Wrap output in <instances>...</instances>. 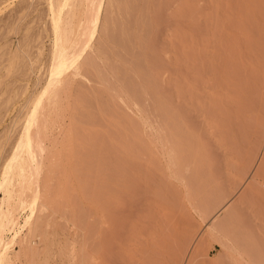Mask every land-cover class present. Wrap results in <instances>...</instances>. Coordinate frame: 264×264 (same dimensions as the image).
Returning <instances> with one entry per match:
<instances>
[{"label": "bare ground", "instance_id": "obj_1", "mask_svg": "<svg viewBox=\"0 0 264 264\" xmlns=\"http://www.w3.org/2000/svg\"><path fill=\"white\" fill-rule=\"evenodd\" d=\"M14 2L0 0V10ZM44 2L51 35L47 55L40 44L42 30L33 38L30 28L23 39L24 45L35 43L34 61L26 52L28 64L22 62V46L0 53V73L33 79V90L26 81L0 100L7 112L23 98L3 132L7 140L18 129L0 158V264L57 263V254L52 260L54 252L46 253L56 243L47 248L49 230L44 231L51 222L46 210H53L47 195L52 190L47 192L44 180L41 189L37 180L51 176L40 177L45 157L59 152V140L77 141L78 133L84 134L79 149L66 152L85 155L89 176L80 181L98 184L87 187L89 213L82 210L89 215V222L83 216L89 231L86 222L85 230L81 225L83 213L82 223L75 218L81 211L77 198L74 208L68 204L69 221L87 230L60 244L68 264H121L124 259L127 264H193L215 232L222 249L234 246V254L260 264L255 252L264 245V0ZM56 181L54 187L63 186ZM128 183H137V204L126 205L137 219L127 212L124 226L117 223L127 208L118 204L132 193L126 192ZM56 187L53 195L60 191ZM191 210L200 214L205 231L195 225ZM115 226L123 244L115 242L121 238ZM121 244L127 247L121 248L123 260L114 253Z\"/></svg>", "mask_w": 264, "mask_h": 264}, {"label": "rangeland", "instance_id": "obj_2", "mask_svg": "<svg viewBox=\"0 0 264 264\" xmlns=\"http://www.w3.org/2000/svg\"><path fill=\"white\" fill-rule=\"evenodd\" d=\"M12 1H15L14 3H12V5L10 6V7H8L7 9H3V10H0V53H2L4 50H14V49H16L18 46H22V48H21V51H22V54H23V56H21V58H22V62L23 63H27L28 64V61L29 60H27V57H26V52H28V54L27 55H30V60L31 61H34V57H35V54H36V46H35V43H32V42H30V43H28L27 45H24L25 43H26V41L23 39V37H24V35L26 34V30L27 29H29L30 28V31H29V35H30V37H36V35L39 33V32H41L40 30H42V34H41V42H40V44H43L44 45V47H45V52H44V54L45 55H47V53H48V47H49V44H50V31H49V27H48V17H47V11H46V4H45V2H44V0H33V3H32V5H31V7L28 5L29 4V2L28 1H20V0H9V3L10 2H12ZM20 1V2H19ZM1 7V6H0ZM47 30V31H46ZM49 31V32H48ZM24 45V46H23ZM7 47V48H6ZM8 47L10 48V49H8ZM5 48V49H4ZM4 49V50H3ZM4 53V52H3ZM44 59L45 58H43V61H44ZM7 63L5 62V65H6ZM20 66H22V65H20ZM26 67H22V71L25 69ZM21 69V68H20ZM2 73H0V84H1V86H0V100H2V101H4L5 99L4 98H8L9 96H11V94H12V91H13V89L15 88V89H18L19 88V86L21 85V84H24L26 81H27V83H28V87H30L31 88V90H33L32 88H33V83H32V81H33V79H32V77L31 78H29V79H27V80H25L24 78H23V76H21V75H19V74H16L14 71H11V72H13V73H9L8 74V76H7V74H6V71L5 70H2L1 71ZM6 74V75H5ZM10 75V76H9ZM4 76V77H3ZM7 76V77H6ZM13 83V85H11ZM7 86V87H6ZM7 88V89H6ZM8 90V91H7ZM4 91H5V93H4ZM2 93H4V94H2ZM20 93V92H19ZM3 96H2V95ZM21 96H23L22 94H21ZM4 97V98H3ZM22 101H23V98H19L18 99V101H16L8 110H7V112L5 111V109H3V107H2V105H1V107H0V142H1V145L0 146H2V145H4V146H2V150L0 151V158L1 157H3V156H6L7 155V153H8V151H9V147H8V145H10L11 144V142L13 141V138H14V136H15V134H16V131L18 130V129H16V131L15 130H12V132L14 133V134H12V132H11V134H10V138L9 139H7L6 140V133H3L4 132V128L6 129V127L7 126H9V124H10V121H11V119H12V117L15 115V113H16V111H17V109H18V107L20 106V104L22 103ZM14 129V128H13ZM7 135H9V132L7 133ZM78 135V138L80 137V139H81V137H83L84 136V134H77ZM80 135H82V136H80ZM264 135V134H263ZM74 138V137H73ZM77 138V137H76ZM76 139L77 141H75V139H71V137L69 138V137H65L64 139H60L59 141H61V143L59 144V142H58V144H59V152L58 153H56V154H54L55 155V157H53V159L51 158L53 155H51V157H49V156H47V157H49L48 159H51V160H48L47 159V157H45L46 159H45V162L46 163H44V164H46L45 165V167H44V171L42 172V175H40V177L42 176L43 178L45 177V176H50L48 179L50 180L51 178H55L54 180L53 179H51L50 181H52V182H47V180L48 179H46V178H44V179H38L37 180V183H39V185H40V188L43 186V188L45 187V185H49V183H50V185H51V183H52V185L53 186H51L50 187V185L48 186L47 185V187H45L46 189H48V188H50V190H52L51 191V193H52V195H53V191H55V187L58 185V184H56V186L54 187V185H55V183H54V181H56V179L57 178H59V180H58V182L56 181V183H59L60 185L61 184H63V186L62 187H64V188H62V187H60V186H57L58 188H60V191H59V189L57 188L56 190L57 191H59L58 192V194L60 195H58L57 194V192L52 196L51 195V193H48L47 195L50 197V199H49V197H47V199H49V200H51V203H50V201H48L46 198V200H45V203L46 204H48V202L50 203V205H48V206H50V208H51V210L53 211V212H55L56 211V213H54V215H56L55 217L53 216V214H51L52 213V211L49 213V211H50V209H48V210H46V212H47V214L49 215H51V220L49 219V221H51V222H49V224H48V226L51 224L52 225V221L54 220L55 222V224L53 223V227H55L54 229H52L53 227H51V225H50V228L47 226L46 228H48V229H44V231H45V233L47 232L46 230H49V235H48V232L45 234L46 236H45V238L49 241V242H45V244L47 243H51V242H53L54 244L56 243V245H54L53 247H54V250L56 251L57 249H59L58 250V252H60V254H58V252L56 251H54L53 249H51V250H48V249H46L47 251H46V253L47 252H49V257H51L52 256V254L51 253H53L54 252V254H53V257H51V259L53 260L55 257V261L59 264L60 263V260L66 255V252H62L61 253V251H60V246L61 247H63V246H65L66 245V243H67V238L68 239H75V236L77 237L78 236V234H81V233H83V234H85V235H87L86 233V231L88 230L89 231V223H87V221L89 222V218H88V213H89V205L88 204H90V202H89V199H88V197H90V192H89V190L92 188V186L94 187L95 185H97L98 183H92L91 184V187H89V186H86L85 184L87 183L88 184V181H89V179H86V183H85V179H84V181L83 180H81V181H83V183L80 181V178H82L83 176H85L86 178H88V176H89V164H86V163H84L85 161H86V159H87V157L85 156V155H83V154H74L75 155V157L74 156H71V155H68V154H72L73 155V153H74V151H75V147H76V149L78 148L77 146L79 145V142H80V139ZM73 140V143L71 142ZM78 140H79V142H78ZM83 140V139H82ZM63 141V142H62ZM68 141V142H67ZM70 142V143H69ZM3 143V144H2ZM64 143H65V145H64ZM67 143V144H66ZM65 146H63V145ZM73 144H75V145H73ZM62 145V146H61ZM62 147H64V148H62ZM70 148L72 149L71 151H70ZM79 149V148H78ZM71 152V153H68L67 154V152ZM76 152V151H75ZM60 155V156H59ZM65 155H66V157H65ZM77 155V156H76ZM80 155H81V158H82V155H83V158H84V160L82 159V161L81 162H83L82 164H81V162H80V160L79 159H81L80 158ZM58 156V157H57ZM68 156V157H67ZM86 158H85V157ZM58 159H57V158ZM63 157H65V158H63ZM70 157V158H69ZM72 157V158H71ZM77 157H79V158H77ZM66 158H69V160L70 161H68ZM76 159V161H78L79 160V162L77 163V162H75V159ZM56 161H55V160ZM61 159H63V160H61ZM53 160H54V162H53ZM61 160V161H60ZM51 161V162H50ZM57 161H59V162H57ZM68 161V162H67ZM69 162L72 164V165H70L69 164ZM74 162H75V164H74ZM53 164V168H57L58 167V170L56 169H53L51 166H52V164ZM56 165H55V164ZM62 164H64V165H62ZM76 164H78V165H76ZM79 164H81V165H79ZM50 165V166H49ZM60 165H62V168L60 167ZM73 165H74V168H75V165H76V170H78V169H80L81 170V167L82 166H84V167H82V171H80V170H78V172L75 170H73L72 169V167H73ZM88 165V166H87ZM64 166V167H63ZM79 166H81V167H79ZM48 167H49V169H48ZM62 169H60V168ZM68 167H70V169L68 168ZM79 167V168H78ZM85 167H87V171H86V169H85ZM45 168H46V171H45ZM53 169L52 171L50 170V169ZM66 170V173L68 172V170L66 169V168H68L69 169V172H70V170H73L72 172H71V174L72 175H69V172L67 173V175H66V173L64 172L65 170ZM85 169V172H87V173H85L83 170ZM58 171V172H53V171ZM61 170V171H60ZM49 171H51L50 172V174L48 173ZM65 173L64 175L68 178H66V177H63L64 175H63V172ZM79 171H80V173L81 172H84L83 174L81 173L80 175L78 174L77 175V173H79ZM53 172V174H51ZM61 172H62V174H61ZM76 172V173H75ZM44 173V174H43ZM45 173H47V174H45ZM56 175V177H55V175ZM59 174V175H58ZM74 174V175H73ZM53 175H54V177H53ZM61 175V176H60ZM69 175V176H68ZM83 175V176H82ZM86 175H88V176H86ZM57 176H59V177H57ZM70 176H73V178L72 177H70ZM74 176L76 177L77 176V178H74ZM60 177H62V178H60ZM60 179H62V180H60ZM65 179V180H64ZM79 179V180H78ZM83 179V178H82ZM46 181L45 183H47V184H40V182L41 181ZM63 180H64V182H63ZM68 180L70 181V182H74L73 183V185H71L72 183H70V182H68ZM72 180H74V181H72ZM75 180H78V181H80L81 183H78V181H75ZM59 181H62V183L61 182H59ZM69 183L70 184V186H72L71 188H72V190H71V188L68 186V188L66 189L65 187L66 186H64L66 183ZM78 184H77V183ZM43 183V182H42ZM66 184V185H69V184ZM76 183V184H75ZM75 184V185H74ZM136 184V189H137V183H135ZM135 184H132V183H128V184H126L128 187H129V185H132V186H130L129 188H127V190H126V192H128V193H130V192H132V193H130V194H125V196L123 197V199H124V201L122 202V203H120V204H118L119 206L121 205V208H127V203H128V206L130 207V208H133V207H135L134 205H133V203H132V201H134V204L136 205L137 204V200L135 201V194L137 195V191H134V190H136L134 187H133V185L135 186ZM78 185L80 186L81 185V187H80V189H79V187H78ZM83 185H85V186H83ZM88 185H90V184H88ZM75 187V188H74ZM87 187L88 188H90V189H88V193H87ZM43 188H41V189H43ZM51 188H53V189H51ZM70 188V189H69ZM132 188V189H131ZM61 189H62V192H65V193H62L61 192ZM66 189V190H65ZM82 189H83V193H82ZM86 189V190H85ZM130 189V190H129ZM134 189V190H133ZM77 190V191H76ZM85 190V191H84ZM68 191V192H67ZM70 191V192H69ZM76 191V193H74ZM91 191V190H90ZM264 191V190H263ZM47 192H50L49 191V189H48V191ZM134 192V193H133ZM71 193V199H70V195L69 194ZM84 193H86L85 195H86V198H85V195H83L82 196V194H84ZM44 194V192H42V195ZM74 194H76L75 196H74ZM89 194V195H88ZM127 195V196H126ZM129 195H132L131 196V198H129L130 196ZM62 196H64V197H67V199H70V200H66L65 198H63ZM79 198H81V199H78V197ZM88 196V197H87ZM134 196V197H133ZM44 197V196H43ZM45 197H46V194H45ZM54 197V198H53ZM72 198H74V200H73V202H72ZM76 198H77V201L79 202V204L80 205H82V206H80V205H77V201H76ZM86 199V201L85 200H82V199ZM130 199L129 201H127V199ZM52 199H54V202H52ZM56 199L58 200V199H60V200H58L57 201V203H55L56 202ZM63 199V200H62ZM66 201L67 203H63V201ZM81 200H82V202H84L83 204L82 203H80L81 202ZM46 201H48V202H46ZM64 201V202H65ZM89 203H88V202ZM41 202V201H40ZM53 203H55V204H58V205H55V204H53ZM62 204V205H60V204ZM71 203V204H70ZM75 203H76V205L78 206V207H80V214H78V216H77V214H76V216L78 217H76L75 216V218L76 219H78V221H80V220H82V218H83V216H85L84 215V213H85V211L86 212H88L87 213V217L86 218H88L87 219V221H85L84 220V218H83V221H80L79 222V224H81L82 225V227H83V225H85V222L88 224H86L87 225V230L86 231H84L86 228V225H85V227H83V229H82V227H81V225H80V228L78 229V228H76V226L77 225H79L78 224V221L76 222L77 223V225L76 226H74V224H72L71 223V221H69V217L71 216L72 217V210H69V207H68V204H69V206H70V209L71 208H74L75 206ZM86 203H87V205H88V207L86 206ZM125 203V204H124ZM63 204L65 205V207L67 208H64V206H63ZM74 204V205H73ZM53 205H54V207H53ZM67 205V206H66ZM117 205V206H118ZM125 207H124V206ZM86 206V207H85ZM116 206V207H117ZM119 206L116 208V210H118L117 212H115L114 214H116L115 216H116V218H117V216H118V218H117V220L119 221L121 218H122V221L120 222L119 221V223H117V224H122V222L124 223V221H126V214H127V212H128V214L131 212V211H129L130 210V208L128 209H126V211H124V209H122V215L124 214V216H121L119 213L121 212L120 210H121V208H119ZM123 206V207H122ZM85 208H87L86 210H84ZM57 209L59 210V211H57ZM120 209V210H119ZM64 210V211H63ZM68 210V211H67ZM82 210H84L83 212H82ZM132 210V209H131ZM136 210H137V206H136ZM61 211V212H60ZM59 212V214L57 215V213ZM70 212V213H69ZM132 212H137V211H134V209H133V211ZM191 217H193L192 219H194L193 221H196L197 223H199V221L201 222L200 224H197V223H195V225L197 226L198 225V228H200V229H202L201 231H205V228H203V226H204V223H202V217L200 216V214L196 211H194V210H191ZM63 213V214H62ZM65 213H68L69 214V216H68V214H66L65 215ZM81 213H83V215L81 216ZM71 214V215H70ZM130 214H132V213H130ZM137 214V213H136ZM136 214L134 213V215L132 216V215H130L128 218H132V220H133V218H136L135 216H136ZM193 214V215H192ZM49 215V216H50ZM60 215H61V218H60ZM46 216V215H45ZM52 216L54 217V219L52 218ZM63 216V217H62ZM67 216V217H66ZM82 218H81V217ZM120 216H121V218H120ZM65 217L66 218H68L67 220L69 221V223L68 222H65L66 221V219H65ZM79 217H80V219H79ZM50 218V217H49ZM115 218V219H116ZM120 218V219H119ZM72 219V218H71ZM70 219V220H71ZM125 219V220H124ZM137 219V218H136ZM60 220V221H59ZM65 222V227H66V225H67V227H66V229H63L62 230V228H64V226L62 225L63 223V221ZM117 221V222H118ZM137 221V220H136ZM257 221V220H256ZM62 224H61V223ZM133 222V221H132ZM59 223V224H58ZM75 223V224H76ZM57 224H58V226L60 225L61 226V230L59 229L60 228V226H59V228H58V226H57ZM116 224V225H117ZM55 225V226H54ZM124 226H125V223L123 224ZM120 226V227H122V231L124 230V226ZM199 225H200V227H199ZM71 226H74V228H76V229H74L73 227H71ZM118 226V225H117ZM70 227H71V229H70ZM77 227H79V226H77ZM116 227V226H115ZM58 229V230H57ZM68 229V230H67ZM73 229V230H72ZM77 229H78V231H79V233H76V231H77ZM80 229H82V232H81V230ZM116 229H118V227H116L115 228V233H117L118 235L120 234V236L122 235V233H119V232H121V231H119L118 232V230L116 231ZM121 229V228H120ZM50 230L52 231V230H55V231H53V233L52 232H50ZM71 230V231H70ZM61 231V232H60ZM62 231H63V233H62ZM66 231V233H68V234H66V233H64ZM54 232L55 233H57V234H54ZM71 232H73V233H76V234H73V233H71ZM81 232V233H80ZM71 233V234H70ZM263 233V234H262ZM64 234L66 235V236H64ZM71 235V236H73L72 238H71V236H68V235ZM83 234H81V236H83ZM117 234H115L116 236H118ZM205 234V232H202L201 233V235H204ZM260 234L261 235H263V238H264V229H263V231L262 232H260ZM58 235V236H57ZM218 235V236H217ZM51 236V237H50ZM54 238H53V237ZM55 236H56V238H58V237H64V238H58V240H56V238H55ZM119 236V237H120ZM213 236H216L217 238L220 236L219 235V233H216L215 232V234L213 233V235L212 234H210L207 238L209 239H207L208 241H207V244H206V246H205V249L203 250V252H201V254H200V257H198L195 261H194V263L193 264H247V262H248V260H250L251 262H252V264L254 263V262H256V261H252L251 260V258H249V256H239V255H237V254H234L235 252H233V247L234 246H230V245H228V248L230 247V250L228 249V248H223L222 249V247L218 244V242H217V240H215V239H217V238H215V237H213ZM49 237H50V239H49ZM65 237H66V241L64 240L65 239ZM86 237V236H85ZM122 237L123 236H121V238H117L116 240H115V242L118 240V239H120V240H118L117 242H120V241H122L121 239H122ZM262 237V236H261ZM53 238V239H52ZM115 238V237H114ZM262 239V238H261ZM56 240V241H55ZM263 240V243H264V239H262ZM65 241V242H64ZM211 241V242H210ZM62 242V243H61ZM117 242H116V244H117ZM210 242V243H209ZM120 243H122L123 244V242H120ZM209 243V244H208ZM47 244H46V246H47ZM48 244V246H47V248H49V246H51L52 247V245L50 244L49 245ZM58 244V245H57ZM61 244V245H60ZM115 244V245H116ZM119 244V243H118ZM117 245L118 247H116L115 246V250L117 249V251H114V253L115 252H117V254L119 255H116L115 257L117 258V256L118 257H120V254H121V256L122 257H120V259L121 260H123L124 258H126V254L124 255L123 254V252H124V250L123 249H121L122 247L123 248H126L127 249V247L125 246H123V245ZM264 246V245H263ZM263 246L261 247V246H259L258 247V250L256 249V252H255V257L258 259V263H260V264H264V248H263ZM52 247V248H53ZM57 248V249H56ZM232 248V249H231ZM126 249H125V251H126ZM221 249L222 250H224V252H222L221 251ZM229 250L228 252H226V250ZM193 250L195 251V249H194V247H193ZM51 251V252H50ZM120 252V253H119ZM193 252V251H192ZM45 252H44V254H46ZM57 254V255H56ZM219 254L221 255L220 257H222V258H219V259H221V260H219V262H218V260H217V256L219 257ZM48 255H47V258H48ZM51 255V256H50ZM56 255V256H55ZM60 255H62V256H59ZM55 256V257H54ZM58 257V258H57ZM239 257H240V259H239ZM248 259H247V258ZM259 257H261V258H259ZM61 258V259H60ZM65 258V259H64ZM61 261V263L62 264H68V257H67V255L64 257ZM123 258V259H122ZM242 258V259H241ZM50 258L48 259V263H51V260ZM67 259V260H66ZM118 260H119V258H117ZM217 260L216 262H211L212 260ZM239 259V260H238ZM256 259V260H257ZM50 260V261H49ZM121 260H120V263H121ZM128 261V260H127ZM249 261V262H250ZM260 261V262H259ZM129 262V261H128ZM55 262H54V260H53V262L51 263V264H54ZM56 263V264H57ZM60 263V264H61ZM115 264H119V262H117V260L115 261ZM121 264H127V262L125 261V259H124V262H122ZM129 264V263H128ZM248 264H251V263H248ZM255 264V263H254Z\"/></svg>", "mask_w": 264, "mask_h": 264}]
</instances>
